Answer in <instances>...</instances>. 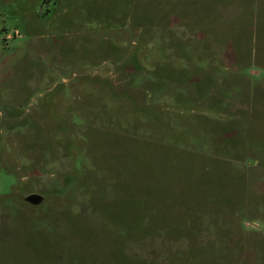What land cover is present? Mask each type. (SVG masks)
I'll list each match as a JSON object with an SVG mask.
<instances>
[{
  "label": "rangeland",
  "instance_id": "rangeland-1",
  "mask_svg": "<svg viewBox=\"0 0 264 264\" xmlns=\"http://www.w3.org/2000/svg\"><path fill=\"white\" fill-rule=\"evenodd\" d=\"M0 264H264V0H0Z\"/></svg>",
  "mask_w": 264,
  "mask_h": 264
},
{
  "label": "water",
  "instance_id": "water-1",
  "mask_svg": "<svg viewBox=\"0 0 264 264\" xmlns=\"http://www.w3.org/2000/svg\"><path fill=\"white\" fill-rule=\"evenodd\" d=\"M43 199L42 196L40 195H37V194H31V195H28L26 198H25V202H28L30 204H33V205H36L38 204L39 202H41Z\"/></svg>",
  "mask_w": 264,
  "mask_h": 264
}]
</instances>
